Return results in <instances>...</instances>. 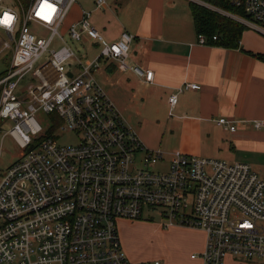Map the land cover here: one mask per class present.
I'll return each instance as SVG.
<instances>
[{"label": "built area", "instance_id": "2783aa9c", "mask_svg": "<svg viewBox=\"0 0 264 264\" xmlns=\"http://www.w3.org/2000/svg\"><path fill=\"white\" fill-rule=\"evenodd\" d=\"M109 1L93 0L94 10L106 9ZM224 1L242 10L226 15L264 37V0ZM75 2L31 0L27 8L0 9V21H6L0 23L5 37L0 52L10 54L0 72V124L10 123L2 137L10 136L22 151L0 175V264H161L130 262L117 227L120 220L154 215L163 228L204 231L202 264H224L227 256L264 261V178L245 163L179 152L172 153L164 172L157 171L164 153L141 143L94 78L101 61L115 62L119 71L146 84L153 82V72L128 65L134 37L123 32L107 42L92 25L90 11H82L63 35ZM32 25L47 36L35 35ZM65 37L99 44V53L83 63ZM196 42L207 45L201 35ZM45 54L46 61L37 65ZM198 90L199 85L184 83L177 93ZM177 93L167 99L169 115ZM42 114L50 121L46 129ZM51 116L60 125L54 127ZM217 124L235 131L224 118ZM252 126L264 131L262 121ZM58 132L72 133L77 141L59 145Z\"/></svg>", "mask_w": 264, "mask_h": 264}, {"label": "crops", "instance_id": "0c3cea01", "mask_svg": "<svg viewBox=\"0 0 264 264\" xmlns=\"http://www.w3.org/2000/svg\"><path fill=\"white\" fill-rule=\"evenodd\" d=\"M91 4L93 8L79 7L68 13L63 33L87 10L92 25L107 42L117 41L123 32L134 37L127 63L152 71L153 82L146 84L130 71H119L113 61H101L94 78L125 123L134 126L141 143L147 149L161 150L169 160L179 152L245 163L264 178L260 162L264 131L252 126L253 121L264 122V37L247 29L239 49L199 45L189 7L178 0H110L106 9L97 11L93 0ZM79 43L87 45L85 57L90 49L100 50L99 44L86 38ZM184 83L197 84L200 90L177 93ZM175 93L177 102L169 115L167 99ZM220 118L234 124L235 131L220 127ZM164 143L167 150L161 149ZM167 229L171 238L187 235L190 251L196 254H189L185 262L166 264H202L198 255L205 248L204 231L182 226ZM224 264L264 261L241 262L227 256Z\"/></svg>", "mask_w": 264, "mask_h": 264}, {"label": "rangeland", "instance_id": "374dc122", "mask_svg": "<svg viewBox=\"0 0 264 264\" xmlns=\"http://www.w3.org/2000/svg\"><path fill=\"white\" fill-rule=\"evenodd\" d=\"M178 1H180L181 3L183 2L186 7H188V3L190 2L189 0H178ZM91 2L92 0H76V2L74 3V5L72 6L69 12L71 13L72 9H75L72 12L73 14L79 7L88 8V9L93 8ZM192 2L197 3L195 1ZM197 4L205 6L206 8L231 19L230 16L225 14L227 13L226 11L223 13L222 11L224 10L220 9V12L218 10H214V6H212L207 2H205L206 5L200 3ZM4 6H10L15 8L16 3L14 0H4L0 4V9ZM65 22L62 28L60 29V32L63 35L65 34L63 33V30L67 26V20H65ZM31 31L37 36L46 37L48 34L43 29L35 25L31 26ZM0 38L5 39L1 31H0ZM65 39L69 43V45H71L77 58L81 60L83 63L92 61L97 55V53H99V51L96 48L90 49L87 53V56L85 57V53L87 52L86 51L87 45H84L83 43H70L67 37H65ZM57 46L58 43L55 41L54 47ZM47 55L48 54H45L44 57L40 59L37 65L43 64L46 61ZM9 56H10L9 51L0 52V72L3 71L4 68L8 67L7 59L9 58ZM96 75H97L96 78L99 79L98 73ZM100 78L102 80L101 76ZM38 118L40 119V124L42 128L43 129L48 128V126L50 125L48 116L42 114L39 115ZM133 124L135 125V120ZM9 127H10V123L8 122L0 124V175L3 173L6 167H8L12 162L18 159V157L22 152L21 149L18 148V146L15 144V142L12 140L10 136L2 137L3 132L8 131ZM132 128H134L133 125ZM59 134L60 132H58V135ZM76 141L77 139L74 137V134L63 133L59 135V139L57 140V143L59 145H69V144H74ZM164 145L165 147L162 146L161 149L167 150V148H169L168 144L164 143ZM168 161H169L168 156H165L163 162L158 163V165L155 166L157 171L164 172L167 169ZM260 162L264 164V158ZM125 222L132 223L129 221H125ZM134 222H142V224L137 223L134 226H129L127 223H123L122 220L118 221L117 224L118 231L120 234V240L122 243V248L124 250V253H126L125 254L126 257L129 258L128 260L130 262L146 263V262L159 261L161 264H166V261H171L173 263L177 261L185 262L186 257H188L189 254H196L195 251H190V247H191L190 238L187 237V235H181L180 237L171 238L169 235L172 232L169 229L163 228L161 226V220L157 215H154L152 219L143 218ZM159 230L163 231V233L159 232ZM134 258H135V262H133Z\"/></svg>", "mask_w": 264, "mask_h": 264}, {"label": "trees", "instance_id": "16d2710c", "mask_svg": "<svg viewBox=\"0 0 264 264\" xmlns=\"http://www.w3.org/2000/svg\"><path fill=\"white\" fill-rule=\"evenodd\" d=\"M14 1L17 6L20 5L23 8H27L31 2V0ZM202 1L231 14H242V10L232 7L224 0ZM188 7L191 13L195 34L196 36H203L207 40V45L219 46L225 49L240 48L241 36L247 28L205 6L189 2ZM213 37H216V41H212ZM258 58H261V56ZM51 117L54 127L60 125V120L58 118L55 116Z\"/></svg>", "mask_w": 264, "mask_h": 264}, {"label": "snow or ice", "instance_id": "6c2138e0", "mask_svg": "<svg viewBox=\"0 0 264 264\" xmlns=\"http://www.w3.org/2000/svg\"><path fill=\"white\" fill-rule=\"evenodd\" d=\"M48 7H52V5H48ZM55 9L53 8V11H54ZM8 20H10L11 18L9 17V18H7ZM4 22H6V21H0V23H4Z\"/></svg>", "mask_w": 264, "mask_h": 264}, {"label": "water", "instance_id": "95a60500", "mask_svg": "<svg viewBox=\"0 0 264 264\" xmlns=\"http://www.w3.org/2000/svg\"><path fill=\"white\" fill-rule=\"evenodd\" d=\"M68 76L70 77L71 75L69 74Z\"/></svg>", "mask_w": 264, "mask_h": 264}]
</instances>
